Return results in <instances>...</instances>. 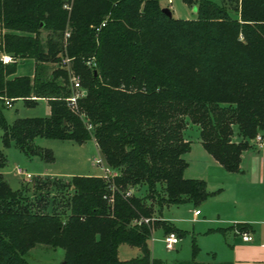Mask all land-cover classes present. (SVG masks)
<instances>
[{"label": "trees", "instance_id": "16d2710c", "mask_svg": "<svg viewBox=\"0 0 264 264\" xmlns=\"http://www.w3.org/2000/svg\"><path fill=\"white\" fill-rule=\"evenodd\" d=\"M185 1L195 17L167 15L158 0H0V52L13 57L0 60L2 145L52 161L35 137L93 138L116 172L113 189L100 175H72L50 211L29 210L27 194L0 175V264H29L25 254L37 243L61 247L60 264H162L147 243L152 228L181 231L156 212L212 193L203 179L183 176L188 122L215 160L238 169L240 152L264 128V0ZM18 57L32 58V76H8ZM69 72L84 90L75 107L66 101ZM17 97L45 98L48 113L5 122L3 100ZM120 242L138 254L119 259Z\"/></svg>", "mask_w": 264, "mask_h": 264}, {"label": "crops", "instance_id": "0c3cea01", "mask_svg": "<svg viewBox=\"0 0 264 264\" xmlns=\"http://www.w3.org/2000/svg\"><path fill=\"white\" fill-rule=\"evenodd\" d=\"M170 12L173 15L171 10ZM21 58L23 57L15 59V70L8 75L9 77L21 74L32 76L34 67L32 58L33 66L31 72L20 73L16 71V63ZM17 100L21 102L20 110L18 107L14 108L11 116L12 119L16 116L46 115L48 113V104L43 97L34 98L30 104L25 103L22 98L17 97L11 99L10 103L13 101L16 102ZM190 124L193 123H186L183 129V137L189 141V149L182 155L187 162L183 169V176L203 179L205 189L212 191L210 195L201 201L202 209H199L197 214H192L196 217V220L202 211L204 213L203 216H210L209 218L200 220L203 225L206 223L204 232L207 234L217 233L221 235L224 244L221 249L224 254H220L222 256H216L217 254L214 251H210L208 258L205 260L195 259L193 256L190 261L183 264H221L223 261H230L231 264H264V133L257 132L262 135V144L260 146L257 145L254 137L248 140V147L240 152L238 169L229 171L206 151L200 143L198 134L195 140L197 144V147L194 149L195 155H191L194 152L191 149V139L188 137V134H185V129ZM194 125L198 131L197 125ZM43 138L35 137L33 142L43 147L45 142H47L45 140L48 139L70 140L77 144L78 147L84 148L87 151L85 163H83L84 167H76L75 170L64 172L67 174H62L63 172L58 171L54 166L56 157L53 153L52 161H44L38 155H27L23 153L12 143L4 147L0 145V150L6 156L8 155L7 150H10L13 159L7 168L5 167L6 169L0 166L1 177L7 181L12 189L16 188L14 187L16 183L23 187L25 183L30 182L29 180L23 179L22 173H18L15 170L16 166L24 170L26 165L31 166L34 163L32 166L35 177H40L45 180L46 178L52 179L55 177L63 182L68 181L74 174L100 175L102 173L101 168L94 162V159L100 157V155L93 138L86 139L81 143H76L66 138ZM233 138L237 140L238 136L233 134ZM187 155L195 157L194 165L191 166V158L189 161ZM14 157L17 160H14ZM34 160L36 161L33 162ZM19 161L22 162L23 167L20 166L21 163L19 164ZM208 222H213L215 225H207ZM239 226H243L244 229L249 230L251 233L250 240L246 241L241 239L239 230L236 228ZM243 228L242 230H244Z\"/></svg>", "mask_w": 264, "mask_h": 264}, {"label": "rangeland", "instance_id": "374dc122", "mask_svg": "<svg viewBox=\"0 0 264 264\" xmlns=\"http://www.w3.org/2000/svg\"><path fill=\"white\" fill-rule=\"evenodd\" d=\"M158 1L162 6L168 7L173 12V16L175 17H195V4H189L185 0H170L169 2L167 0ZM4 31V28L0 29V45H2V33ZM43 34L44 31L41 32V36H43ZM2 53L5 52L2 51ZM49 65H51L49 62L45 63V66ZM32 66L33 62L31 58L23 57L16 63V71L20 73H29L32 70ZM20 103L21 102L17 100L16 102H11L10 106L3 107L2 114L5 122H11V116L14 112V108L18 107L20 110ZM257 132L264 133V128L258 129ZM185 134H188V137L191 139V149L194 151L191 155L193 156L195 155L194 149L197 147L195 140L198 131L196 126L194 124H190V126L185 129ZM45 141L47 142H45L43 147L50 149L55 155L56 160L54 162V166L58 171L63 172L62 174H67L64 172H71L75 170L76 167H84L83 163H85V157L87 154V151H85L84 148L78 147L77 144L70 140L48 139ZM0 145L4 147L2 145L1 138ZM7 151V156L3 152L4 163L2 166L4 169H6L13 160L10 150L8 149ZM192 156L187 155L188 160L191 158V166L195 163V157ZM14 160L17 159L14 157ZM35 161L36 160L33 162ZM20 163V166L23 167L24 165H22L21 161H19V164ZM33 164H31V166L26 165L24 169L25 171L28 170L33 175L29 180L30 182L25 183L23 187L16 183L14 185L16 188L14 189H20L23 193L27 194L26 196L27 200L29 201V210L50 211L51 205L57 203L56 198H58L63 192L68 191L69 186H61L62 180L59 178H46L45 180L41 179L40 177H35L33 173ZM134 192L136 194H141L143 189L137 187L134 188ZM39 197H42L41 200H39ZM194 209H202L201 201L195 205L192 203L169 204L163 206L159 212H156V215L159 216V218L169 221L175 228L181 231L180 234H177L175 231L164 232L161 226H155L152 228L151 234L147 240L150 253L153 257L162 260L163 264H183L187 261H190L192 258V243H194L197 247L196 253L194 255L195 259L205 260L208 258L210 251H214L217 254L216 256H222L224 254L221 249V247L224 245L221 235L217 233L207 234L204 232L206 223L203 225V223H201L202 221L200 220L209 218L210 216H203L204 213L202 211L196 220V217L192 214V210ZM209 224L215 225L213 222H208L207 225ZM170 233L176 238V241L173 243V247H166L164 245L163 237L164 235H169ZM138 252L139 249L137 246L127 242H120L116 247V254L119 259H128L137 255ZM25 259L29 264H60V262L63 260V249L59 246L50 247L46 244L37 243L28 249L25 254Z\"/></svg>", "mask_w": 264, "mask_h": 264}, {"label": "built area", "instance_id": "2783aa9c", "mask_svg": "<svg viewBox=\"0 0 264 264\" xmlns=\"http://www.w3.org/2000/svg\"><path fill=\"white\" fill-rule=\"evenodd\" d=\"M167 1L169 2L170 0H167ZM64 6H66V5H64ZM101 24H102V22H101ZM64 35L67 36L68 32L66 31L64 33ZM0 60L2 62H10V61H13V57L9 53L5 52V53H1L0 54ZM58 62H59V64L61 66L68 68L69 57L66 56V55H62L59 58ZM85 63L88 66L94 65V62H93L92 58L85 59ZM69 73H70V75H69L70 87H71L72 91L66 97V101H67V104H68L69 107H75L77 98L84 93V90H83V88L80 85L78 76L76 74L71 73V72H69ZM3 102H4L5 106H10V104H11L9 98H4ZM253 137H254L257 145L260 146L262 144V135L259 134V133H256ZM94 162H95V164H97L101 168L102 173L100 174V176L106 179L107 187L109 189H113L114 185L111 183V177L114 174H116V172L112 168H110L107 165H105L100 157H96L94 159ZM15 170L18 173H22L23 179L30 180V178L32 176L30 172L24 171L22 168H20L18 166L15 167ZM130 192H131V188H128V189H126L124 191V194H129ZM198 212H199L198 209H194L193 210L194 214H197ZM142 220L144 222H146V221H148V218L144 217V218H142ZM238 232H239L240 237H241L242 240H246L247 241V240L251 239V233L249 232V230L244 229V230H241V231H238ZM163 240H164V245L166 247H173V243L176 241V238L170 233L169 235H164Z\"/></svg>", "mask_w": 264, "mask_h": 264}, {"label": "water", "instance_id": "95a60500", "mask_svg": "<svg viewBox=\"0 0 264 264\" xmlns=\"http://www.w3.org/2000/svg\"><path fill=\"white\" fill-rule=\"evenodd\" d=\"M161 10H162L164 13H166L167 15H171L170 9H169L168 7H166V6H162V7H161ZM61 262H63V260H62Z\"/></svg>", "mask_w": 264, "mask_h": 264}]
</instances>
